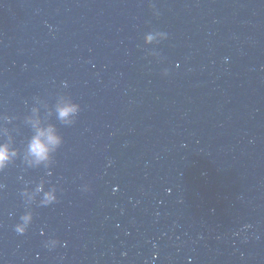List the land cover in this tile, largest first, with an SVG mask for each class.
Instances as JSON below:
<instances>
[{
  "label": "water",
  "instance_id": "obj_1",
  "mask_svg": "<svg viewBox=\"0 0 264 264\" xmlns=\"http://www.w3.org/2000/svg\"><path fill=\"white\" fill-rule=\"evenodd\" d=\"M29 117L64 136L50 167L24 157ZM7 139L0 264H264V0H0ZM42 180L58 201L17 234Z\"/></svg>",
  "mask_w": 264,
  "mask_h": 264
},
{
  "label": "clouds",
  "instance_id": "obj_2",
  "mask_svg": "<svg viewBox=\"0 0 264 264\" xmlns=\"http://www.w3.org/2000/svg\"><path fill=\"white\" fill-rule=\"evenodd\" d=\"M156 14L158 15L159 13L157 12ZM167 38L168 33L153 30L145 34L144 42L149 45L159 44ZM149 55L163 59L160 57V53L155 49H152ZM162 74L164 76L169 75V69H163ZM32 111L36 113L38 109L34 108ZM55 111L56 119L60 121L61 124L65 126L72 125L76 122L81 111V104L75 101L70 95L61 94L57 101ZM28 121L33 128L32 136L23 147L24 157L28 165L30 167H38L40 165H44L45 167L52 166L55 161V153L64 143V136L55 123L44 124L39 118L33 119L32 117H29ZM20 152L21 149L14 146L11 139H7L0 143V171H3L13 163ZM47 183V181L42 180L40 183L36 184L34 190L30 191L29 187L23 189L21 195L24 199L26 210L19 217V221L14 226V231L17 234H25L33 222L34 212L31 205L37 201V197H39L38 203L40 206H48L58 201L57 185L52 184L51 187H46ZM0 187H2V185H0ZM90 187L89 184H85L82 186V190L88 191ZM59 244V239L51 238L45 241L44 246L51 250Z\"/></svg>",
  "mask_w": 264,
  "mask_h": 264
}]
</instances>
